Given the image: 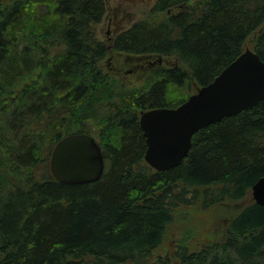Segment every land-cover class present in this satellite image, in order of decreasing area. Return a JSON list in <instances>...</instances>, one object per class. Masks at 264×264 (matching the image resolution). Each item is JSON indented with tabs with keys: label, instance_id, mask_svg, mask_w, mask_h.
Instances as JSON below:
<instances>
[{
	"label": "trees",
	"instance_id": "trees-1",
	"mask_svg": "<svg viewBox=\"0 0 264 264\" xmlns=\"http://www.w3.org/2000/svg\"><path fill=\"white\" fill-rule=\"evenodd\" d=\"M104 14V0H0V264H148L189 214L183 241L208 217L224 222L218 238L152 264H264V206L232 208L264 177V100L196 132L164 172L145 163L139 126L142 111L176 108L246 45L264 61V0H157L112 49L174 61L132 87L100 65ZM70 134L96 139L98 181L51 175L52 149Z\"/></svg>",
	"mask_w": 264,
	"mask_h": 264
},
{
	"label": "water",
	"instance_id": "water-1",
	"mask_svg": "<svg viewBox=\"0 0 264 264\" xmlns=\"http://www.w3.org/2000/svg\"><path fill=\"white\" fill-rule=\"evenodd\" d=\"M264 100V61L245 49L211 82L198 88L176 108L142 111L139 126L145 137L144 161L164 172L188 156L199 130L241 113ZM105 168L102 151L88 134H70L52 149L49 170L56 181L81 185L98 181ZM254 202L264 206V177L251 187Z\"/></svg>",
	"mask_w": 264,
	"mask_h": 264
},
{
	"label": "rangeland",
	"instance_id": "rangeland-1",
	"mask_svg": "<svg viewBox=\"0 0 264 264\" xmlns=\"http://www.w3.org/2000/svg\"><path fill=\"white\" fill-rule=\"evenodd\" d=\"M156 1L157 0H104L105 14L101 22L95 27L96 38L110 49L108 56L100 63L102 69L129 87L141 84L147 73L155 66H167L174 61V58L163 57L156 54L130 55L112 49L111 44L115 36L121 31L129 28L136 21L147 18ZM245 49H251L250 45H246ZM251 199L252 195L250 192L246 199L242 200L237 205H233L232 208L235 209L238 206L242 207L248 204ZM189 215L190 217L183 219L182 222L177 221L169 226L164 242L153 252L148 264L154 263L158 257H164L166 255L171 256L173 250L178 245L186 244L198 249L208 246L213 241V238H218L217 234L222 231L224 222L219 220L217 224H215L213 220L208 217L207 219H209V221L206 219V223L203 224L202 227H199V231L201 229L202 232L191 233L189 242L183 241L185 240V230L183 228L185 225H190L192 229V224L191 222L189 223V221L195 222V219L192 218V214ZM212 231L215 233L213 238L209 235Z\"/></svg>",
	"mask_w": 264,
	"mask_h": 264
}]
</instances>
